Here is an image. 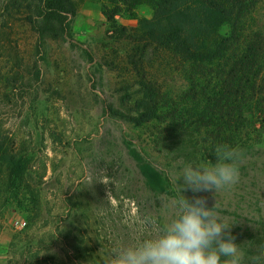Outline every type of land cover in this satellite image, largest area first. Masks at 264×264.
Masks as SVG:
<instances>
[{
  "label": "rangeland",
  "instance_id": "374dc122",
  "mask_svg": "<svg viewBox=\"0 0 264 264\" xmlns=\"http://www.w3.org/2000/svg\"><path fill=\"white\" fill-rule=\"evenodd\" d=\"M72 1L76 12L70 18L71 30L61 38L39 41L27 25L15 26L14 38L25 65L36 63L41 70V94L32 98L36 110L30 120H25L27 113L21 115L18 108L14 116L3 115V127L17 139L26 137V146L35 151L33 176L44 174L45 184L39 203L43 215L30 222L36 202L24 190L13 197L0 180V264H23L21 254L27 256V246L55 228L60 214L65 243L59 250L67 264H105L114 246L154 234L143 222L150 217L159 228L173 217L171 201L182 194L175 179L178 171L188 163L217 162L214 149L221 141L208 134L215 127L223 128L229 136L223 134V144L239 151L251 146L241 167L256 162L254 166L262 172L243 170L240 181L216 194L215 190L197 193L188 188L184 195L189 200L206 198L209 208L217 202L220 215L233 224L234 242L248 243V255H253L257 247H249L252 241H264V140L258 138V129L251 123L245 126L241 122L229 127L204 126L191 134L203 108L215 115L221 114L220 108L226 111L224 102L216 105L215 98L222 94L230 62L194 64L188 78L187 65L152 48L143 71L141 50L131 37L139 20L152 18L147 4L133 12L123 9L111 22L105 9L112 12L114 6L107 0ZM255 33L264 41V0L245 18L236 53ZM258 71L256 67L245 76L248 86L244 91L235 90L231 95L243 100L233 105L242 120L245 116L248 121L259 116L264 119V64ZM143 76L157 82L161 90L160 118L138 127L111 117L107 107L114 103L121 108L123 98L138 95L137 82ZM175 108L182 110L173 114L174 124L167 115ZM179 120L185 121V129L178 128ZM258 128L264 136V125ZM243 129L252 134L244 136ZM185 139L192 142V153H188L192 156L183 149ZM138 160L150 165L157 173L156 180L160 175L167 185L164 191L154 192L147 185ZM74 226L79 230L75 241L69 236ZM57 250L42 251L40 261L45 264Z\"/></svg>",
  "mask_w": 264,
  "mask_h": 264
},
{
  "label": "trees",
  "instance_id": "16d2710c",
  "mask_svg": "<svg viewBox=\"0 0 264 264\" xmlns=\"http://www.w3.org/2000/svg\"><path fill=\"white\" fill-rule=\"evenodd\" d=\"M107 1L114 6L112 12L105 9V16L111 22L114 15L123 9L133 12L142 4H147L151 8L152 18L139 20L138 27L132 29L134 34L131 38L137 44V50H141L143 71H145L146 58L150 54L149 49L152 48L165 53V57L171 61L187 65L188 69L194 64L230 62L222 94L219 98H215L216 105L224 102L226 111L220 108L221 114L215 115L211 113L213 110L203 108L195 121L196 128L191 129V134H194V130L204 126L226 124L229 127L241 122L245 126L251 123L255 129H258L255 131L258 138L264 140V136L261 135L263 133L258 128V125H264L263 117L259 116L255 121H248V117L245 116L242 120L239 114L235 113L233 105L243 100L239 101L231 96L233 91H244L247 88L248 79L245 76L248 73L256 67L259 71L263 68L264 41L259 33H255L248 45L236 53L240 45V35L244 30L245 18L261 0ZM75 12L76 8L72 0H0V178L2 177L0 180L6 192H10L13 197L17 198L19 191L24 190L30 194L31 200L36 202L34 215L28 218L30 222L43 215V208L39 207V203L42 187L45 184L44 174L33 176L32 160L35 151H30L26 146L29 145L26 137L17 139L10 130L5 131L2 118L5 114L14 116L19 108L21 115L27 113L25 120H30L36 110L32 98L37 99L41 94L39 82L42 73L36 63L32 66L25 65L19 52L18 42L14 38L15 26L17 23L27 25L37 35L39 41L46 38L58 39L70 32V18L75 15ZM189 71L190 69L185 73L188 78H191ZM137 88L138 95H129L128 99L123 98L121 108L113 103L106 110L111 117L124 119L140 127L160 118L162 94L157 82L145 76L137 82ZM192 92L193 89L190 94ZM176 110L179 113L182 109H172L167 115L172 116L174 124L173 114L177 112ZM180 127L186 128L185 121L181 120L178 123V128ZM223 132V128L216 127L208 130L213 140L221 141V144H223V134L226 136ZM243 134L249 137L252 133L247 129ZM191 143L190 139H185L183 149L187 151L188 156H192V154L189 155L192 153L189 150L193 148ZM243 147L240 151L244 159L249 154L251 146ZM242 160L239 162V173H243V170L244 172L247 170L262 172L260 168L254 166L256 164L254 161L252 167H241ZM137 164L139 173L154 192L164 191L167 188L159 174V179L156 180L157 173L149 164L143 160H138ZM55 220V228L49 233L45 232L37 243L29 244L27 256L25 253L21 254L23 264H44L40 261V253L47 252L53 247H58V250L54 256L45 260V264H67L66 258L59 250L63 242L65 243V238H63L65 228L62 227L61 214ZM78 234L79 230L76 226L69 232L73 241H75V235L78 237ZM249 247L251 249L264 248V241L255 238ZM248 251L250 252V249Z\"/></svg>",
  "mask_w": 264,
  "mask_h": 264
},
{
  "label": "clouds",
  "instance_id": "9594fccd",
  "mask_svg": "<svg viewBox=\"0 0 264 264\" xmlns=\"http://www.w3.org/2000/svg\"><path fill=\"white\" fill-rule=\"evenodd\" d=\"M214 154L216 163H188L176 174L182 194L171 201L173 217L159 228L152 218H145L143 223L154 234L114 246L105 264H264V248L249 256L248 243L234 242L236 237L230 231L233 224L220 215L217 202L209 208L206 198L189 200L184 195L188 188L197 193L215 190L216 194L238 181L243 153L219 144Z\"/></svg>",
  "mask_w": 264,
  "mask_h": 264
}]
</instances>
